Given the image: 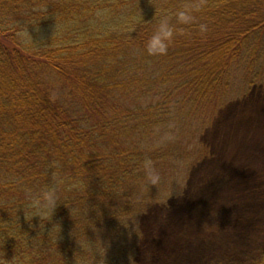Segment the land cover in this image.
Instances as JSON below:
<instances>
[{
	"label": "trees",
	"instance_id": "trees-1",
	"mask_svg": "<svg viewBox=\"0 0 264 264\" xmlns=\"http://www.w3.org/2000/svg\"><path fill=\"white\" fill-rule=\"evenodd\" d=\"M185 6L195 20L177 25ZM165 17L177 34L166 54L149 55ZM0 36L12 45L0 43L8 264H137L141 218L208 158L201 136L218 112L264 89V0H0ZM169 131L175 138L157 146ZM146 157L157 186L146 183ZM56 172L58 207L30 224L23 210Z\"/></svg>",
	"mask_w": 264,
	"mask_h": 264
},
{
	"label": "rangeland",
	"instance_id": "rangeland-1",
	"mask_svg": "<svg viewBox=\"0 0 264 264\" xmlns=\"http://www.w3.org/2000/svg\"><path fill=\"white\" fill-rule=\"evenodd\" d=\"M216 117L208 158L141 218L137 264H254L264 248V89Z\"/></svg>",
	"mask_w": 264,
	"mask_h": 264
},
{
	"label": "clouds",
	"instance_id": "clouds-1",
	"mask_svg": "<svg viewBox=\"0 0 264 264\" xmlns=\"http://www.w3.org/2000/svg\"><path fill=\"white\" fill-rule=\"evenodd\" d=\"M193 6H185V8L176 13L177 25H191L195 17L192 14ZM199 30L201 33L207 31L206 24H200ZM179 31L183 33L184 29L181 27ZM177 34V27L170 23L169 18L165 17L159 21L158 26L155 28L151 36L148 38L146 48L149 55H163L168 51V47L173 41L174 36ZM169 127H173L169 125ZM160 129L157 128L156 132L159 133ZM174 134L169 131L164 133L157 141V146L164 142L172 141ZM53 166L57 167L58 162L54 161ZM143 169L145 172V180L149 186H157L162 181L161 173L155 167L154 161L150 157H146L143 161ZM63 184V179L59 173H53V183L45 186L39 193L31 198L28 208L30 212L24 211L27 221L31 224L34 217H39L41 221H49L52 219L60 202L59 188ZM18 211V210H17ZM16 211V217L17 216ZM11 215V214H10ZM12 216V215H11ZM19 218V217H18ZM20 219V218H19ZM5 224L9 222H4ZM7 237H15L14 232H7L2 238L3 241ZM0 264H8L7 260L0 258Z\"/></svg>",
	"mask_w": 264,
	"mask_h": 264
}]
</instances>
